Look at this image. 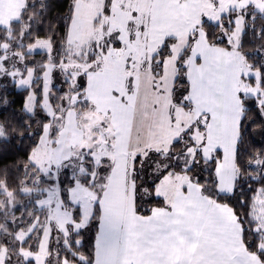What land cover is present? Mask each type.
Returning <instances> with one entry per match:
<instances>
[{"label":"snow or ice","instance_id":"1","mask_svg":"<svg viewBox=\"0 0 264 264\" xmlns=\"http://www.w3.org/2000/svg\"><path fill=\"white\" fill-rule=\"evenodd\" d=\"M108 2L111 3V0ZM211 3L215 15H201L199 23L188 34L184 47L175 52L174 45L179 42V37L166 36L160 46L141 62V68L150 71L154 78L152 91L165 95L169 92L164 86L165 63L170 57H175L176 74L172 77L168 122L170 127L179 124L180 131L172 137L166 148L143 147L142 151H130L125 159L130 157L131 167L129 169L125 165V176L131 178L134 205L164 203L165 212H171L173 206L166 203V198L157 190L158 185L165 177L174 174L185 177L187 184L181 186L182 191L187 194L195 186L205 197L209 215L214 217L216 224L224 226L223 239L230 250L226 255H221L216 264H264V23H257L264 21V7L258 5L256 0H211ZM69 8V14L61 17L60 22L53 26L48 22L51 0H47V3L45 0H28L25 10L31 9L33 15L25 16L24 11L21 14L29 26L26 35H31L33 30H47L51 36L46 38L49 42L55 41L52 50L58 59H53L48 81H45L48 68L43 62L39 67L34 61L25 62L24 70L18 65L15 71L0 74V118H4L0 121V127L9 120L16 119L25 129L20 139L31 140L34 149L44 148L61 153V159L43 162H38L30 153L28 168L22 171L27 177L25 184L34 189L37 205L47 202L70 217L66 224L65 240H60V231L57 229L54 241L57 248H63L67 244L70 249L82 245L83 241L79 237L89 223H94L97 228V239L100 234L114 238V233L106 231L104 200L109 181L117 168V160L106 155L97 160L96 151L101 147L97 136L92 137V147L82 146L78 152L72 153L74 146H70V154L64 155L60 137L64 135L67 117L77 105L90 103L85 93L89 73L65 70V74L60 75L57 65L67 64L66 57L69 54L74 58L87 55L95 59L99 53L106 56L110 49H121L125 44L120 30L109 31L108 26H105L102 31L106 35H102L100 40L92 41L88 53H71V34L77 23L76 0H73ZM104 12L111 14L109 8H105ZM14 23L19 24L20 21L16 20ZM128 26L138 27L141 34L144 31V25L136 26L131 20L128 21ZM2 28L0 25V29ZM61 32L64 34L63 40L57 39ZM249 33L255 41L260 42L248 40ZM201 37L209 49L222 46L226 52L239 53L248 63V71H241L239 74L247 89L236 91L239 105L229 113L230 124L220 135L214 130L218 125L215 124L217 117L213 111L201 110L196 120L187 127L184 121L177 119L178 110L191 112L196 109L192 98L194 83L189 61L194 60L197 64L203 61V54L196 51ZM138 38L137 33L129 31V43ZM66 44L69 47L66 48ZM245 44H251L254 51L242 52ZM35 54L41 53L37 50ZM4 63L7 66V60ZM135 63L131 55L126 57V68ZM29 69L31 78L26 79ZM133 80V77H128L129 84L123 94L115 93L126 106L127 98L133 95ZM69 91L72 95H68ZM25 92L32 98V107L28 105V97L23 95ZM17 104L22 105V114L15 111ZM48 108L52 111L49 112ZM158 108V104L152 105L153 111ZM250 112L254 114L253 119L248 117ZM32 123L39 125L34 131ZM257 125L258 127H254ZM107 127L101 121L99 128H93L92 131L104 139L103 149L114 151L112 141L117 139L118 133L105 136L101 130ZM141 131L136 130L137 137L141 135ZM131 132L130 128V136ZM197 133L200 134V139L196 138ZM245 137L247 143L252 142V151L246 146ZM8 143L11 140L7 136H0V144ZM136 147L142 145L137 144ZM137 181L140 183L137 184ZM81 189L91 192L93 199L89 201L87 197H82ZM53 195L55 200L52 199ZM89 205L91 211H86ZM135 210L140 212V209ZM145 211L151 216L155 209ZM35 223H39V217ZM51 223L49 220V225ZM33 231L36 229L33 228ZM39 235H43V226L40 227ZM52 239L50 232V240ZM69 254H65L63 258L66 260ZM55 259H61L59 252ZM72 259L79 260L80 264H96L95 260L78 256H73ZM27 264H36V261L29 259Z\"/></svg>","mask_w":264,"mask_h":264},{"label":"crops","instance_id":"2","mask_svg":"<svg viewBox=\"0 0 264 264\" xmlns=\"http://www.w3.org/2000/svg\"><path fill=\"white\" fill-rule=\"evenodd\" d=\"M182 1L179 0L180 4H187L188 13L183 17L174 16L177 19L173 23L167 22L168 15L165 13L170 0L158 3L162 10L157 8L145 29L147 39L144 41L149 50H156L164 37L170 35L181 37L174 45L175 52L184 47L188 34L200 21L201 0ZM0 4V25L9 27L12 21L18 19L24 0H0ZM170 27L175 34H171ZM196 51L204 56L199 64L189 61L196 109L191 112L178 110L177 119L184 121L187 127L196 120L201 110L213 111L217 117L215 124L218 125L214 130L220 135L230 124L229 113L239 105L235 93L239 89L240 65L244 57L235 51L226 52L222 46L209 49L203 37ZM174 60L173 56L165 63L164 86L169 90L165 95L152 91V73L141 69L140 63L126 68V63L122 62L123 71L102 69L100 66L88 72L86 77L85 93L90 104L96 103L108 118L106 136L118 133L117 139L112 141L115 150L104 154L117 160V168L109 181L104 200L106 231L114 233V238L100 234L96 239V264H216L221 255L230 250L223 239L224 226L216 224L214 217L209 215L205 197L195 186L187 194L182 191L181 186L187 184L183 176L174 174L165 177L158 185L157 190L166 198V203L173 206L171 212H165L164 205L154 208L151 216L140 215L133 204L131 178L125 176V165L130 169L131 160L125 157L130 151H142L143 147L166 148L180 131L179 124L170 127L168 122L170 89L172 77L176 74ZM130 76L134 78L133 95L127 98L126 106L115 93H124ZM153 104L159 105L158 110L153 111ZM136 130H142L139 137ZM137 144L142 147H136Z\"/></svg>","mask_w":264,"mask_h":264},{"label":"rangeland","instance_id":"3","mask_svg":"<svg viewBox=\"0 0 264 264\" xmlns=\"http://www.w3.org/2000/svg\"><path fill=\"white\" fill-rule=\"evenodd\" d=\"M105 1L106 0H76L78 4V11L76 13L77 23L72 29L71 39L73 43L71 45V53L79 54L81 51H83L85 54L88 53L91 50V42L94 40H100L102 35H106V33L102 31L105 26H108L109 31L120 30L122 32V39L124 41L125 47L121 49L112 48L109 50V54L106 56L103 53H99L95 59H92L87 55L74 58L71 54H69L66 57L68 61L67 64L57 65L60 75H64L65 70L68 72H77L82 74L84 72H90V69L95 70L100 66L102 69L105 68L109 70L123 71L124 64L122 62L126 63V57L129 55L133 57L136 63L141 64V62L146 58V55L150 56L151 53L155 51H151L149 50L148 46H145L146 42L144 41V37H147L145 36V29L148 26L147 24H149L150 20L153 19L155 11L157 8H159V4L162 0H112L110 9L111 14L104 12ZM182 2L186 3V0H183ZM244 2H246V0H244ZM256 3L261 7H264V0H256ZM1 6L2 4H0V10ZM133 13H135V16ZM165 13L168 15L167 22L173 23L175 19H177L174 16L178 14L183 17L186 13H188L187 4H180L179 0H170L168 10H165ZM202 14L215 15L211 0H201L200 17ZM130 20L133 21V24L136 26L144 25V31L142 34L139 32L138 27L128 26V21ZM164 22L166 24V21ZM129 31L137 33L140 38L133 41L132 43H129ZM169 31L171 34H175L173 33L174 30L171 27L169 28ZM67 47L69 46L67 45ZM3 48L5 52L0 54V74H3L4 71L13 72L16 70V66L18 65L21 67V70H24L23 53L11 48L6 43L4 44ZM37 50L40 52H47L49 55H51L52 43L46 38H39L27 49L29 53H36ZM5 60H7V66L4 63ZM46 65L48 72L45 73V81H48L50 79L49 73H51L53 62L49 61ZM139 67L141 68V66ZM241 71H248V63H246L245 59L240 65V72ZM30 78L31 70L29 69L26 79ZM73 83H75V81H73ZM239 89H247V85L240 81ZM68 95H72V93L69 91ZM27 97L28 105L29 107H32V98L30 96ZM45 105L47 106V101H45ZM84 106L85 105H77L67 117V126L64 129V135L60 137L61 145L64 150V155L70 154L68 151L70 146H74L72 147V153H76L82 146L92 147V137L97 136V142L101 146L96 151L97 160H99V157L105 156L104 154L105 152H108V150L103 149L104 139L99 137V134L97 132H93L92 129L99 128L101 121H104V123L107 124L106 119L108 118L99 110L96 103H88L86 104V108H84ZM48 111L51 112L52 109L48 108ZM61 115H64V113L61 112ZM53 123H55V121H53ZM107 129H109V127ZM107 129L101 130L104 132L105 136ZM2 135H4V132L2 127H0V136ZM196 138L200 139L199 133H197ZM32 154L33 158L38 162H43L46 160L56 161L62 158L60 152H52L51 150L44 148L34 149ZM33 190L34 189L32 187L25 189L27 192H31ZM80 195L82 197H87L89 201L93 199V194L87 189H81ZM2 199L5 200V198ZM52 199H56L54 195ZM38 206L46 209L47 217V219H44V223L42 225L43 235L39 251L34 253L31 251L22 250L21 253L25 259L32 258L37 264H44L48 253L50 232L52 231V228L56 227L59 229L60 233L66 237V224L68 223L70 217L64 212H61L59 209L51 207L47 202H44ZM86 211H91L90 205ZM49 220L52 221L51 225H49ZM34 227L35 224L28 228L19 230L16 235L18 240L23 241L26 239ZM5 258L6 249L3 248L0 251V264L5 263ZM62 264L73 263L64 259Z\"/></svg>","mask_w":264,"mask_h":264},{"label":"trees","instance_id":"4","mask_svg":"<svg viewBox=\"0 0 264 264\" xmlns=\"http://www.w3.org/2000/svg\"><path fill=\"white\" fill-rule=\"evenodd\" d=\"M27 2L28 0H24V5L17 19L20 23L16 24L14 23L16 20H14L10 23L9 27H3L0 29V54L5 52L3 46L6 43L11 48L23 53L24 63L34 61L36 66L39 67L42 62L47 64L49 61L53 62V59L58 58L55 56L53 50L52 54H48L47 56L44 54L47 52L35 54L27 51L28 47L34 44L37 39L51 36V33L47 32V30L44 32H36L33 30L31 35H26L29 26L27 20L23 19L21 16L22 11H24L25 16L31 17L33 15L31 9L25 10ZM45 2L47 3V0H45ZM72 2L73 0H51V11L48 16V22L53 26L58 24L61 17H65L69 14V5ZM111 5L112 0L111 3H109L108 0L105 1V8L111 9ZM257 23H264V21H258ZM63 38L64 34L62 32L57 35V39L63 40ZM247 39L254 43L260 42L255 41L251 33H249ZM51 43L53 49L55 41H51ZM65 47L67 48V44ZM241 51L251 52L254 51V48L251 44H245ZM23 95L28 96V93L25 92ZM56 95L59 96V93H56ZM84 108H86V105ZM15 111L22 114V105L17 104L15 106ZM37 111H39V109H37ZM248 117L249 119H253L254 114L250 112L248 113ZM3 119L4 118H0V121ZM36 119L39 120V117ZM38 126L37 123H32V130L34 131ZM254 127H258V125ZM2 129L4 132V135L2 136H7L11 140V143L0 144V251L3 248L6 249L5 264H27V260L32 258L25 259L21 251L27 250L34 253L39 251L42 239V236L39 235V230L44 223L46 209L39 207L35 203L37 197L34 190L31 192L25 191V189L30 188V186L25 184L27 177L22 169L28 168V157L34 150L32 141L27 138L20 139L21 135L25 132V129L21 127L16 119H11L3 124ZM248 143L247 138L245 137V144L249 151H252V142L249 141ZM243 159H246V157H243ZM32 171H35V169ZM139 183L140 181H137V184ZM29 193L32 194L29 195ZM2 198H5V200ZM164 205V203L159 202L153 204L138 203L135 204V209H140V212L138 213L140 215H148L145 210L162 207ZM37 217H39V223H35ZM34 224L36 231L32 230L26 239L19 241L16 236L18 231ZM56 230V227L52 228L51 233L53 239L49 241L45 264H62V261L64 260L63 257L67 253L70 254L67 256L66 260L73 264H80L79 260L72 259L73 256L95 260L98 230L94 226V223H89L87 227L83 229L82 235L79 237V239L83 241L82 245L70 249L67 244H65L63 248H57L55 246L54 241ZM59 238L60 240H65V237L61 233ZM58 252L61 255V259L56 260L55 257ZM49 257L52 259L49 260Z\"/></svg>","mask_w":264,"mask_h":264}]
</instances>
